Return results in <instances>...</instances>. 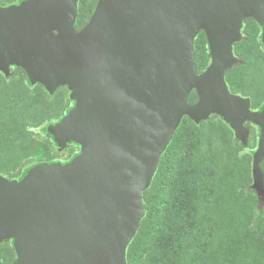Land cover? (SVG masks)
<instances>
[{
  "label": "water",
  "instance_id": "water-1",
  "mask_svg": "<svg viewBox=\"0 0 264 264\" xmlns=\"http://www.w3.org/2000/svg\"><path fill=\"white\" fill-rule=\"evenodd\" d=\"M77 9L78 0L0 7V72L16 65L32 84L68 86L75 107L49 132L89 145L19 184L0 177V240L11 237L15 252L9 264H127L142 192L184 117L198 123L215 113L236 133L255 124L253 158L264 156V107L251 111L224 80L244 19L261 24L264 46V0H97L75 30ZM199 32L210 63L196 73Z\"/></svg>",
  "mask_w": 264,
  "mask_h": 264
},
{
  "label": "rangeland",
  "instance_id": "rangeland-1",
  "mask_svg": "<svg viewBox=\"0 0 264 264\" xmlns=\"http://www.w3.org/2000/svg\"><path fill=\"white\" fill-rule=\"evenodd\" d=\"M23 1L0 0V7L12 8ZM261 34L262 26L255 18L242 21L240 39L231 48L234 61L224 74V79L230 70L244 76L245 93L237 94L248 99L254 112L264 107ZM241 52L250 57V62L244 60ZM72 93L66 85L47 90L39 83L32 84L16 65L9 67L8 75L0 72V177L19 184L36 168L66 165L88 148L86 141L58 142L49 132L75 107ZM14 96L23 100H12ZM17 102H22L23 112L12 120L9 106L16 107ZM181 125L185 136L193 138L191 143L196 146L195 164H209L220 184L218 200L208 212L215 231L208 246L209 264H260L264 260L258 240L264 234V156L257 162L253 158L260 127L245 122L241 132L236 133L215 113L198 123L187 120ZM146 196H150L149 192ZM147 231V220L142 218L127 248L128 259L142 247ZM13 253L12 238L0 240V259H10Z\"/></svg>",
  "mask_w": 264,
  "mask_h": 264
},
{
  "label": "trees",
  "instance_id": "trees-1",
  "mask_svg": "<svg viewBox=\"0 0 264 264\" xmlns=\"http://www.w3.org/2000/svg\"><path fill=\"white\" fill-rule=\"evenodd\" d=\"M96 3L97 0H78L75 30L87 23ZM193 54L195 72L200 73L210 63L209 49L202 32L194 39ZM241 56L250 62L248 55L241 52ZM244 73L247 74L245 70ZM224 80L232 94L245 93V78L237 71L230 70ZM14 99L23 100L18 96H14L12 100ZM195 100L196 95L192 92L189 102L193 103ZM21 103H16L20 107L9 106L12 120H17L22 114ZM187 120V117L181 120L160 157L150 186L142 192V218L147 220L148 231L144 233L142 247L131 259L126 257V249L127 264H209L208 246L209 242H213L215 231L208 212L210 206L218 200L220 184L209 164H195L194 156L197 151L196 146L191 143L193 138H187L185 131L181 130V124ZM148 192L150 196L147 197ZM258 240L264 258V234ZM14 258L15 252L12 258L0 259V262L9 264ZM260 264H264V260Z\"/></svg>",
  "mask_w": 264,
  "mask_h": 264
}]
</instances>
